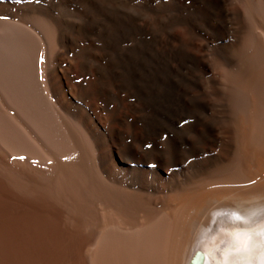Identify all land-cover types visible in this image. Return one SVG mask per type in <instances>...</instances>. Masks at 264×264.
<instances>
[{
  "label": "bare ground",
  "instance_id": "1",
  "mask_svg": "<svg viewBox=\"0 0 264 264\" xmlns=\"http://www.w3.org/2000/svg\"><path fill=\"white\" fill-rule=\"evenodd\" d=\"M189 1L162 147L59 16L0 0V264H264V0Z\"/></svg>",
  "mask_w": 264,
  "mask_h": 264
},
{
  "label": "rangeland",
  "instance_id": "2",
  "mask_svg": "<svg viewBox=\"0 0 264 264\" xmlns=\"http://www.w3.org/2000/svg\"><path fill=\"white\" fill-rule=\"evenodd\" d=\"M3 1L28 14L47 11L59 16L63 39L53 50L61 54L66 67H72L78 78L82 67L116 68L118 74L106 78L122 85L129 100L146 103L142 110L154 118L148 126L159 130L160 145L166 144L170 137L164 129L172 132L174 126L162 115L174 114L180 60L177 39L182 36L189 48L187 27L197 15L203 30L207 29L203 10L196 14L189 0ZM183 64L185 71L194 67L186 55ZM113 89V97H120Z\"/></svg>",
  "mask_w": 264,
  "mask_h": 264
},
{
  "label": "snow or ice",
  "instance_id": "3",
  "mask_svg": "<svg viewBox=\"0 0 264 264\" xmlns=\"http://www.w3.org/2000/svg\"><path fill=\"white\" fill-rule=\"evenodd\" d=\"M232 218L237 221V222H242L243 224L247 225L248 224V221L246 220H243L241 219V217L239 215H236V214H232ZM234 240H236L237 242H239L240 238L237 236V237H233Z\"/></svg>",
  "mask_w": 264,
  "mask_h": 264
}]
</instances>
